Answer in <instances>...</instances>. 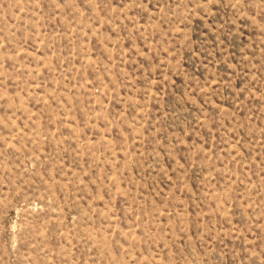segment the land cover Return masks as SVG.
Instances as JSON below:
<instances>
[{"label":"rangeland","instance_id":"rangeland-1","mask_svg":"<svg viewBox=\"0 0 264 264\" xmlns=\"http://www.w3.org/2000/svg\"><path fill=\"white\" fill-rule=\"evenodd\" d=\"M0 264H264V0H0Z\"/></svg>","mask_w":264,"mask_h":264}]
</instances>
